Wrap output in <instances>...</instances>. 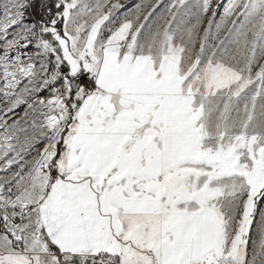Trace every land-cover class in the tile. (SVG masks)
Masks as SVG:
<instances>
[{
  "label": "snow or ice",
  "instance_id": "obj_1",
  "mask_svg": "<svg viewBox=\"0 0 264 264\" xmlns=\"http://www.w3.org/2000/svg\"><path fill=\"white\" fill-rule=\"evenodd\" d=\"M0 264H264V0H0Z\"/></svg>",
  "mask_w": 264,
  "mask_h": 264
}]
</instances>
